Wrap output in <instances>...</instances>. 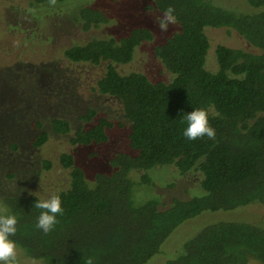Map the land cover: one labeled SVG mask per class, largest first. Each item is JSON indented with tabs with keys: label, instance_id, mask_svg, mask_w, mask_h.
I'll return each mask as SVG.
<instances>
[{
	"label": "trees",
	"instance_id": "1",
	"mask_svg": "<svg viewBox=\"0 0 264 264\" xmlns=\"http://www.w3.org/2000/svg\"><path fill=\"white\" fill-rule=\"evenodd\" d=\"M64 1L31 0L33 4ZM122 1L101 0L102 7L94 3L80 7L83 29L108 23L113 17L108 3ZM138 1L145 10L159 14L171 5L179 28L157 42L152 26L131 25L125 33L93 37L64 50L67 68L105 66L93 89L99 100L109 99L121 107L129 127L127 147H119L110 159L103 158L107 166L96 170L93 179L72 153L61 155L60 162L69 168L70 184L58 192L64 212L58 214L50 233L35 228L40 210L33 206L34 195L4 197L7 211L18 219V246L43 264H87L89 260L91 264H146L185 221L208 211L264 204V0H246L253 7L250 11L214 0ZM209 27L233 28L250 46L217 45V68L211 70L206 66ZM144 45L152 47L171 73L170 79L118 69ZM75 85L66 66L40 82L35 92L44 89L47 103L44 108L39 101L33 104L27 118L33 123L23 128L18 125L24 121L12 117L19 111L13 113L6 103L9 108L0 114L9 123L16 122L2 137L16 148V141L7 135L21 131L38 148L52 132L74 130L70 142L97 147L93 154L99 155L111 141L110 130L115 126L104 113L109 103L97 101L83 108ZM37 106L39 111L34 112ZM197 107L210 108L213 138L183 136L186 123L181 116ZM51 165L45 161L46 167ZM167 165H175L183 174L199 171L205 193L155 199L150 193L156 183L153 171ZM200 227L165 264H251L255 260L264 264V225L217 220Z\"/></svg>",
	"mask_w": 264,
	"mask_h": 264
},
{
	"label": "rangeland",
	"instance_id": "2",
	"mask_svg": "<svg viewBox=\"0 0 264 264\" xmlns=\"http://www.w3.org/2000/svg\"><path fill=\"white\" fill-rule=\"evenodd\" d=\"M214 1L225 7L244 11L253 10L246 0ZM88 3L100 7L104 4L101 0H67L42 4H33L31 0H0V111L9 107L13 109V113L19 111V115L18 113L12 115L18 121H24L18 125L19 128H23L26 123L32 124V120L27 121L30 108L33 110L36 101L41 102L42 108L47 103L44 89L35 92L40 82L44 83V80L58 68L66 66L67 74L76 84L74 86L77 92L76 98L82 101L83 108L97 101L108 102L110 108L107 107L104 113L112 117L115 122L114 128L110 130L111 141L106 144L103 152L94 155L93 152H98L97 147L77 146L70 142L74 130L67 134L52 132L47 142L38 148H33L29 138L21 131L17 136L7 135V138L16 141L15 148L2 136L12 130L16 120L9 123L5 116L2 117L0 114V206L5 211L8 209L4 202V197L7 195L36 193L45 199L51 194L66 189L70 184V174L69 168L64 167L60 162L63 153H72L76 162L88 170L90 179H93L96 170L103 167L105 169L107 166L106 163H102L103 158L108 156L107 159H110L119 147H127L129 127L123 118L121 107L109 99L99 100V95L93 89L105 66L77 64L67 68L69 63L64 56V50L93 37H108L121 31L125 33L131 25L146 23L152 26L156 32L157 42L179 28L177 21L176 24L169 25L167 32L162 33L154 23L155 18L162 14L145 10L143 3L138 0H124L119 3H108L107 11L113 16L108 23L85 30L78 19V10ZM207 34L211 47L206 66L211 70L217 68L215 56L217 45L224 44L234 48L250 46L233 28L209 27ZM118 69L124 73L141 71L154 79L172 77L160 59L154 56L152 47L148 45L140 47L131 62L118 64ZM6 103L9 107L5 105ZM51 105L53 103H50ZM35 111H39L38 106ZM46 160L51 161L50 167L45 166ZM153 178L156 183L150 193L156 195L155 199L166 197L173 199L174 193L188 196L195 194L200 196L205 193L200 183L202 175L195 169L183 174L175 165H167L154 170ZM165 185L172 186V189H167ZM217 220H247L264 225V204L247 205L227 211H208L185 221L169 236L162 250L146 264H165L180 245L201 228L200 226ZM18 262L43 264L41 260L31 259L19 246ZM251 264L262 263L255 260Z\"/></svg>",
	"mask_w": 264,
	"mask_h": 264
},
{
	"label": "clouds",
	"instance_id": "3",
	"mask_svg": "<svg viewBox=\"0 0 264 264\" xmlns=\"http://www.w3.org/2000/svg\"><path fill=\"white\" fill-rule=\"evenodd\" d=\"M154 23L159 27L160 31L167 32L170 24L177 23L175 9L170 5L162 15L157 16ZM210 108L197 107L192 111L181 116L182 121L186 123L183 128V136L188 140H196L201 137L213 138L215 129L210 124ZM33 206L39 209L35 228L47 234L54 230L58 223V214L63 215L61 196L56 194L49 195L48 198H39L36 193ZM17 216L10 210H3L0 206V264H19L18 262V242L15 239L17 234ZM91 264V260L87 262Z\"/></svg>",
	"mask_w": 264,
	"mask_h": 264
}]
</instances>
